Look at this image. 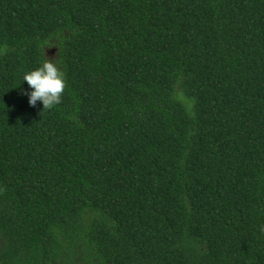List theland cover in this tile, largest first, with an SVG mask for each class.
I'll list each match as a JSON object with an SVG mask.
<instances>
[{"label": "trees", "instance_id": "obj_1", "mask_svg": "<svg viewBox=\"0 0 264 264\" xmlns=\"http://www.w3.org/2000/svg\"><path fill=\"white\" fill-rule=\"evenodd\" d=\"M0 264H264V0H0Z\"/></svg>", "mask_w": 264, "mask_h": 264}, {"label": "clouds", "instance_id": "obj_2", "mask_svg": "<svg viewBox=\"0 0 264 264\" xmlns=\"http://www.w3.org/2000/svg\"><path fill=\"white\" fill-rule=\"evenodd\" d=\"M28 88L22 90V95L28 97L31 107L40 102L44 109H52L62 102V96L67 87V78L63 68L56 60L47 58L39 67L23 75V83Z\"/></svg>", "mask_w": 264, "mask_h": 264}]
</instances>
